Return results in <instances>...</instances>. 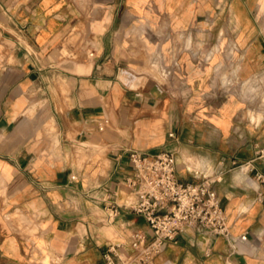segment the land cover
Listing matches in <instances>:
<instances>
[{
  "label": "crops",
  "instance_id": "crops-1",
  "mask_svg": "<svg viewBox=\"0 0 264 264\" xmlns=\"http://www.w3.org/2000/svg\"><path fill=\"white\" fill-rule=\"evenodd\" d=\"M254 8L0 0V264H101L112 243L131 253L148 222L124 206L108 221L103 208L129 192V149L176 152L184 181L197 180L190 164L209 167L237 237L188 228L150 264H264V111L259 122L248 113L255 59L264 67ZM220 24L236 25L241 47H203ZM159 53L179 68L164 75ZM227 54L239 81L216 75Z\"/></svg>",
  "mask_w": 264,
  "mask_h": 264
},
{
  "label": "built area",
  "instance_id": "built-area-1",
  "mask_svg": "<svg viewBox=\"0 0 264 264\" xmlns=\"http://www.w3.org/2000/svg\"><path fill=\"white\" fill-rule=\"evenodd\" d=\"M159 57L161 72L172 73L174 68L164 62L161 53ZM170 136L177 138L174 132ZM128 152L133 166L132 174L125 178L129 192L123 202L114 200L103 205L112 211L106 219L113 220L124 206L142 215L152 232L135 230L130 243L132 252L128 254L122 251V243L107 245L101 264H150L168 243L178 242L188 228L205 237L237 242L214 185L220 179L209 167L190 164L187 169L197 180L184 181L179 176L176 152L169 149L156 153L139 149ZM256 177L264 183L263 170L256 169ZM105 201L104 198L97 204Z\"/></svg>",
  "mask_w": 264,
  "mask_h": 264
},
{
  "label": "rangeland",
  "instance_id": "rangeland-1",
  "mask_svg": "<svg viewBox=\"0 0 264 264\" xmlns=\"http://www.w3.org/2000/svg\"><path fill=\"white\" fill-rule=\"evenodd\" d=\"M252 3L255 5V25L258 32H260V40H258L257 43L260 48L263 45L262 51L264 52V0H252ZM207 27H211V29H213L212 32L214 33V37L216 40L214 39L213 42L204 44L203 47L213 49L214 51H218L219 53L224 49L236 50L238 47H241L236 43L237 36L234 31L236 29V25L220 24L207 25ZM216 47L219 48L216 49ZM65 53L68 52L65 50ZM213 57H209L208 63H214ZM216 58L217 60L221 59V64L217 68L216 75L221 76L230 82L233 80H240L239 69L241 61L239 60V57L227 54L225 56H218ZM218 63L219 62H217L216 64ZM166 64L172 66L175 69L179 68V64L174 63V60ZM254 65L255 71L253 73V77L250 78L251 82H253V85L251 87V91L253 94V105L249 109L248 113L249 115H252L254 117V121L259 122L262 118L264 111V67H262V64L257 62V59H255ZM95 209H98L99 211L100 207L95 206Z\"/></svg>",
  "mask_w": 264,
  "mask_h": 264
}]
</instances>
